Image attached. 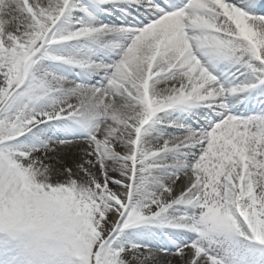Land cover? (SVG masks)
Masks as SVG:
<instances>
[{
  "label": "snow or ice",
  "instance_id": "snow-or-ice-1",
  "mask_svg": "<svg viewBox=\"0 0 264 264\" xmlns=\"http://www.w3.org/2000/svg\"><path fill=\"white\" fill-rule=\"evenodd\" d=\"M0 264H264V0H0Z\"/></svg>",
  "mask_w": 264,
  "mask_h": 264
}]
</instances>
